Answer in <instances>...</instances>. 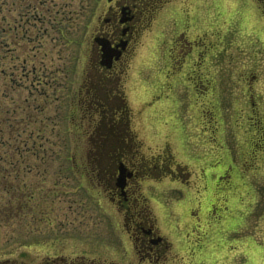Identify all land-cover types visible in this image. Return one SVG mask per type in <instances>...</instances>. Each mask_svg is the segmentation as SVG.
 <instances>
[{
    "label": "rangeland",
    "instance_id": "rangeland-1",
    "mask_svg": "<svg viewBox=\"0 0 264 264\" xmlns=\"http://www.w3.org/2000/svg\"><path fill=\"white\" fill-rule=\"evenodd\" d=\"M248 1L169 2L188 18L203 10L207 23L240 24V34L217 49L210 74L171 77L162 52L175 26L169 16L150 21L122 78L126 107L108 123L87 95L106 0H0V158L15 159L24 140L31 148L24 172L0 170V264L56 255L131 264L127 212L108 199L104 171L133 151L135 211L170 243L166 264H264V17Z\"/></svg>",
    "mask_w": 264,
    "mask_h": 264
},
{
    "label": "flooded vegetation",
    "instance_id": "flooded-vegetation-1",
    "mask_svg": "<svg viewBox=\"0 0 264 264\" xmlns=\"http://www.w3.org/2000/svg\"><path fill=\"white\" fill-rule=\"evenodd\" d=\"M172 1L174 0H106L105 9L96 17L90 49L92 71L89 76L92 82L89 90L92 93L88 92L87 95L89 94L93 110L107 114L108 123L116 119L115 111L123 106L126 107L125 94L119 92L122 87V78L135 53L138 38L150 21L157 20L161 23L166 16H169L175 26L172 28L169 46L162 52V56L166 61L168 60L170 67V71L167 70L164 74L171 77L187 76L188 69H191V72L200 70V74H210V71L208 72L209 62L215 60L217 62L219 58H223L216 55L219 54L217 49L226 47V44L233 45L240 34V29H237L240 24L238 26L231 22L224 24L220 19L224 16L221 13L217 14L213 20H220L221 23H207V13H203V10L198 11L197 14L193 12L188 18L185 9H177L176 6L165 8ZM248 2L253 5L256 3L257 12L259 11L262 15V19L264 0ZM186 15L187 18L184 17ZM203 70L206 71L203 72ZM249 76L244 79V85L249 95L250 110L254 114L256 104L253 101L251 90L256 84L257 77L252 74ZM103 85H108L110 88L108 93L101 95L98 91L103 89ZM109 112L112 113L109 114ZM134 153V151L131 155L123 153L122 158L109 163L104 171L111 173L108 199L119 208L124 207L127 212V215L123 216V229L127 234L133 257L132 255L128 257L129 251L126 249L125 259L131 258L130 262L133 259L131 264H166L170 243L158 234L151 217L140 215L135 211L137 208L135 192L139 187L141 164L136 160V153ZM154 168L163 171V176L174 174L170 167L154 166ZM130 211L133 214H130ZM41 264L97 263L93 260L85 262L81 258L68 260L62 255H56L46 257Z\"/></svg>",
    "mask_w": 264,
    "mask_h": 264
},
{
    "label": "trees",
    "instance_id": "trees-1",
    "mask_svg": "<svg viewBox=\"0 0 264 264\" xmlns=\"http://www.w3.org/2000/svg\"><path fill=\"white\" fill-rule=\"evenodd\" d=\"M28 136H30V135H28ZM6 142L9 146H12V142H10L9 140ZM30 150H31V148L27 147L26 140H24V142L22 141V142L15 144L14 151L16 153V158L15 159H12L9 157L0 158V167H1L0 170H2L1 172H4L6 170V166H12L13 163L16 164L15 168L17 169V173L21 174L22 172H24V170L27 168L26 166H24V162L26 160L24 158V154L29 152ZM7 186H9V185L6 184V187L5 186L4 187H5V191L8 192V194H9L11 191H10V188H8ZM20 190H22V189H20ZM29 198H33V197L29 196ZM5 206H6V208H8L9 205H5Z\"/></svg>",
    "mask_w": 264,
    "mask_h": 264
},
{
    "label": "water",
    "instance_id": "water-1",
    "mask_svg": "<svg viewBox=\"0 0 264 264\" xmlns=\"http://www.w3.org/2000/svg\"><path fill=\"white\" fill-rule=\"evenodd\" d=\"M120 176H121V174H120Z\"/></svg>",
    "mask_w": 264,
    "mask_h": 264
}]
</instances>
